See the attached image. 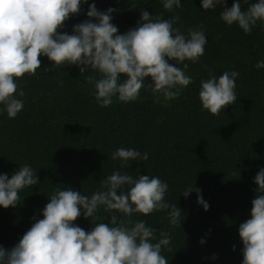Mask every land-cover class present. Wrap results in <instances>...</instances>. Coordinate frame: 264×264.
<instances>
[{
  "label": "trees",
  "instance_id": "trees-1",
  "mask_svg": "<svg viewBox=\"0 0 264 264\" xmlns=\"http://www.w3.org/2000/svg\"><path fill=\"white\" fill-rule=\"evenodd\" d=\"M255 2L240 0L241 10ZM92 3L101 12L117 9L111 22L119 34L135 28L142 11L163 19L179 15L174 27L185 35L202 24L208 41L204 55L197 63L184 62L193 82L178 98L165 101L161 97L157 103L151 90L142 88L137 100L123 103L113 97L107 107L97 103L95 88L85 79H99L98 72L89 69L81 74L75 65L51 71L48 58L39 57L37 74L17 80L18 92H24L23 97L16 94L23 100V109L15 118L0 113V174L10 179L27 164L39 181L19 191L15 207L0 206V246L10 250L36 220L43 219L48 197L56 189L70 187L90 197L100 190L102 179L119 170L134 178L159 177L168 184L165 202L182 210L181 226L170 224V209L131 217L156 230L153 243L162 238L161 231L170 234L171 242L161 252L168 264H242L238 229L251 218V201L258 187L254 178L264 168V68L255 67L264 60V23L257 22L245 34L237 24L229 26L220 19L223 6L204 11L201 0H181L182 6L172 11L164 9L162 0H88L60 33L72 34L74 25L88 20ZM232 3L227 0V7ZM45 67L50 71L45 73ZM225 71L239 73L237 100L212 115L202 110L201 81L210 74L219 78ZM145 79L146 84L151 82L150 77ZM121 147L146 152L148 159L122 166L111 158ZM192 185L200 189L207 210L197 202L196 191L187 198L182 195ZM97 216L96 222L110 223L103 207ZM74 224L86 232L95 226L83 214Z\"/></svg>",
  "mask_w": 264,
  "mask_h": 264
},
{
  "label": "clouds",
  "instance_id": "clouds-1",
  "mask_svg": "<svg viewBox=\"0 0 264 264\" xmlns=\"http://www.w3.org/2000/svg\"><path fill=\"white\" fill-rule=\"evenodd\" d=\"M162 2L167 11L182 6L181 0ZM82 3L88 0H0V104L4 106L0 113L15 118L23 109V100L16 97L17 80L25 74L35 76L41 67V56L51 62V71L75 65L81 74L89 69L98 72L99 79H85L94 86V96L101 107L111 105L113 97L123 103L135 101L142 88L150 89L157 103L161 97L165 101L176 99L193 82L185 71L189 65L184 62L197 63L204 55L208 41L202 24L189 28L185 35L174 27L179 15L163 19L142 11L137 26L119 34L111 22L117 9L101 12L92 3L87 11L89 19L74 25L72 34H61L59 30L65 22L80 13ZM217 5L223 6L220 19L229 26L237 24L245 34H250L257 22L264 23V0L250 4L246 11L241 10L240 0H233L231 7H227V0H201L204 11ZM170 60L175 64H170ZM255 67L264 68V60ZM43 71L50 69L45 67ZM122 75L126 77L123 80ZM238 76L236 71H225L219 78L210 74L202 80V110L219 115L234 104ZM146 77L151 82L146 84ZM18 95L24 96L22 89ZM111 158L127 167L129 161H146L148 153L121 147ZM38 183L37 175L27 164L10 179L7 174H0V206L15 207L19 204V191ZM254 183L258 187L251 201V218L238 229L243 243L242 264H264V168L258 171ZM100 185V190L90 197L70 187L56 189L48 197L43 219L36 220L10 250L0 246V264H168L161 252L162 246L170 244V234L161 231L162 238L153 243L156 230L146 226V221L131 219L134 214L170 209V224L181 226L182 210L165 202L168 184L157 176L134 178L117 170L102 179ZM192 191H196L197 202L207 210L209 205L200 189L192 185L182 195L187 198ZM101 207L109 214L110 223L96 222ZM81 214L95 224L90 231L74 224Z\"/></svg>",
  "mask_w": 264,
  "mask_h": 264
}]
</instances>
